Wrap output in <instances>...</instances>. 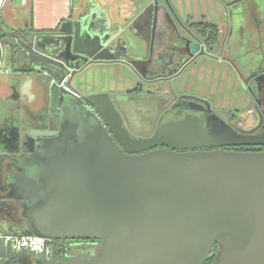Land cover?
Wrapping results in <instances>:
<instances>
[{
  "label": "water",
  "instance_id": "obj_1",
  "mask_svg": "<svg viewBox=\"0 0 264 264\" xmlns=\"http://www.w3.org/2000/svg\"><path fill=\"white\" fill-rule=\"evenodd\" d=\"M160 1L142 0L141 36L127 40L98 7L18 40L23 59L43 74L47 110L38 126L10 128L19 155L4 154L5 137L0 155L8 158L7 196L24 202L27 227L45 243L42 253L0 250V263L204 264L217 246L214 264H264V151L222 148L264 145V135L230 126L208 133L187 115L135 139L114 92L76 94L63 85L102 61H124L137 76L164 66L149 56L152 26L180 19ZM198 48L192 43L190 53ZM67 240H97L101 249L92 258L57 256Z\"/></svg>",
  "mask_w": 264,
  "mask_h": 264
},
{
  "label": "flooded vegetation",
  "instance_id": "obj_2",
  "mask_svg": "<svg viewBox=\"0 0 264 264\" xmlns=\"http://www.w3.org/2000/svg\"><path fill=\"white\" fill-rule=\"evenodd\" d=\"M160 3L164 5L167 4L168 7H179L178 1L176 0H161ZM218 3L220 7H230L231 13L234 14V20L237 19L242 21L246 15L251 14L256 24L260 25L262 22L257 18L258 13L256 9L257 7H264V0H218ZM181 5H186V2L183 1ZM177 16L180 19L178 22H170L168 20H162L161 18L156 20L152 26L153 47L149 51V56L152 61H160V63H164L165 65L162 66V64L159 68H149V70L145 71L143 76L135 75L134 97H131L132 93L114 92L117 100L120 96L125 97L127 104L131 106L134 105L132 106V111L134 115L136 114L135 117L131 115L129 110H125L122 107L133 129V131H128L129 137L135 139L145 138L144 134L150 133L153 125H155V130L159 124L169 121H179L184 119L187 115L191 117H200L208 133L211 132L212 128H223L228 131L230 130L228 126H230L237 134H241V132L247 133V131L255 129L251 134L264 135V67L257 69L252 68L246 71L247 73L244 77L245 92L238 91L237 93V98L240 101L244 104L248 103L245 108L239 109L223 106L225 94H232V91L235 89L233 84V70L237 68V63L233 61L230 56L226 57L224 52L222 53V42L220 41L217 26L218 40L215 44H209L207 32L203 29V24L206 22L183 19L179 15ZM189 31L192 34H189ZM195 42L198 43L199 48L197 52L191 54L190 45ZM251 47L255 50L257 48L256 45H251ZM202 50H204V53H201ZM217 58H222L224 61L227 67L225 73L220 75L208 73L207 76L205 75L204 80L195 81L192 75L193 68L196 65H198V67L204 65L205 62H208L207 60L215 61ZM103 62L105 61L86 65L72 77L64 80V87L76 94L82 93L84 95L109 91L101 88L87 90L77 86V83L80 82L79 79L85 75L89 67L93 65H102ZM165 66L166 68H164ZM183 79L185 81L180 84V80L183 81ZM43 81L45 82L44 78ZM67 81H69V84H67ZM148 84H158L160 88L158 91L149 90L146 88ZM222 86L225 89L227 88V91H225V89L222 92L218 91L219 87ZM47 89L45 82L46 97L43 105L38 111L32 112L29 109H23L22 112L25 117L20 118L17 117V115L21 113V109H7L8 116L0 121V128H8V131H0V146H2V137L8 140V142H6L7 144L3 145L6 149L4 150V154L12 157L21 153L14 151L16 147L11 141L15 135V130L10 128L18 124L21 126L31 125L34 127L39 125V118L43 116L47 110ZM242 93H244V96ZM136 94H138V96H136ZM227 95L226 97L228 98ZM245 95H247L248 98ZM241 97L244 98L242 99ZM137 101L141 105L136 108ZM257 109L262 114L261 121ZM137 111H139L138 114L136 113ZM220 111L224 114V118L218 115ZM155 119L156 123H154ZM222 120L226 125L222 123ZM123 127H126L125 122L123 123ZM159 147L165 148V146H157L154 148ZM222 148L234 151H264V145H236ZM7 161V156L0 155V221L4 224L6 229L10 227L18 230L25 227L28 228L21 214L24 202L7 196L10 192L6 183L8 175L6 170ZM98 245L101 247V243L97 240H67L64 243L63 249L60 243H57L56 254L57 256H60L62 253L74 255L71 253L72 249L83 246V257L92 258L97 256L100 251L96 250L95 252ZM93 250L95 254L90 255ZM13 263L31 264L29 259H25L20 263L12 262L10 264ZM0 264H3V262Z\"/></svg>",
  "mask_w": 264,
  "mask_h": 264
},
{
  "label": "crops",
  "instance_id": "obj_3",
  "mask_svg": "<svg viewBox=\"0 0 264 264\" xmlns=\"http://www.w3.org/2000/svg\"><path fill=\"white\" fill-rule=\"evenodd\" d=\"M176 1H178L179 7L173 8L181 18L215 24L218 27L219 35L226 33L221 50L224 49L230 35L231 40L232 37L237 41L245 38L244 46L248 47L249 45L250 47V44L257 46L260 43L264 47V7L256 9L257 18L262 21L258 25L254 22L251 14L246 15L242 19L243 22L234 20V14L231 13L230 7H220L218 0ZM183 1L186 2V5H181ZM141 3L142 0H25V2L4 0L0 9V43L3 51L2 71H0V121L8 116V108L21 109V113L18 115L15 113L20 118L25 117L23 109H29L32 112L38 111L46 97L43 74L38 73L27 60L23 59L18 40L28 38L31 34L53 32L63 21L72 16L84 14L93 7L103 10L112 21L113 27L117 25L123 27L126 35L123 34L122 38L125 40L130 36L132 38L133 35L141 36L145 18H139L136 15ZM121 42L124 41L121 40ZM231 49L229 48V50ZM118 53L120 54L121 51H118L117 55H119ZM229 55L231 57L232 53L229 52ZM253 55L255 57L252 56L242 65L244 70L252 69V66L255 69L264 67V52L255 51ZM207 61L204 65L199 67L196 65L193 68L192 75L195 81L204 80L208 73L220 75L227 70L222 58ZM88 69L85 75L79 79L80 82L77 83L81 89L101 88L118 93H132L131 97L135 96L133 90L136 73L124 61H105L102 65H93ZM233 71L235 89L232 94H225L222 105L242 109L248 103L244 104L240 101L237 98V93L238 91L245 92L244 77L247 72H241L238 67ZM184 81V79L180 80L179 83ZM224 89L222 86L218 91L222 92ZM242 94L244 96V93ZM245 96L247 97V95ZM118 100L125 110H132L134 105L127 104L125 97L120 96Z\"/></svg>",
  "mask_w": 264,
  "mask_h": 264
},
{
  "label": "rangeland",
  "instance_id": "obj_4",
  "mask_svg": "<svg viewBox=\"0 0 264 264\" xmlns=\"http://www.w3.org/2000/svg\"><path fill=\"white\" fill-rule=\"evenodd\" d=\"M221 37H220V41L221 42H225V38H226V33H223V35H220ZM244 39L245 38H242L240 41H237V39H235L234 37H232V40H231V35H230V37H229V39H227V41H226V43H225V46L223 47L224 49H222L223 51H224V55L226 56V57H229L230 55H229V52H231L232 53V55H231V59L233 60V61H235L236 63H237V67L240 69V71L241 72H246L247 70H244L243 69V66L242 65H244V62L245 61H248L249 60V58H251L252 56L253 57H255L253 54L255 53V51L256 52H259V51H263L264 52V47L262 46V44H258L257 46V49L255 50L254 48L252 49V47H251V44H250V47H249V45H248V47L247 46H244V44H245V41H244ZM222 48V47H221ZM229 48H232L231 50H229ZM221 50V51H222ZM254 59H256V58H254ZM251 68H254L253 66L251 67ZM238 73V72H237ZM238 76H239V74H237ZM146 88H148L149 90H156V91H158L159 90V88H160V86L158 85V84H154V85H150V84H148V85H146ZM136 96H138V94H136ZM139 97H141V96H139ZM138 102V101H137ZM139 105H141L139 102L138 103H136V108L137 107H139ZM141 107V106H140ZM130 112H131V115L133 116V117H135L136 116V114L134 115V112L132 111V110H130ZM138 112L139 111H137L136 113L138 114ZM252 112V111H251ZM253 113V112H252ZM6 230V227L4 226V224L0 221V230ZM82 248V249H81ZM79 249L82 251V252H84V248H83V246H80L79 247ZM101 249V247H100V245H98L97 246V248L95 249V252H96V250H100ZM79 250V251H80ZM78 251V252H79ZM95 252H94V250L91 252V254L90 255H94L95 254ZM84 254V253H83ZM75 255H79V256H81L80 255V253H75Z\"/></svg>",
  "mask_w": 264,
  "mask_h": 264
},
{
  "label": "built area",
  "instance_id": "obj_5",
  "mask_svg": "<svg viewBox=\"0 0 264 264\" xmlns=\"http://www.w3.org/2000/svg\"><path fill=\"white\" fill-rule=\"evenodd\" d=\"M4 0H0V9ZM25 2V0H22ZM2 46L0 43V71H2ZM45 239L41 236L35 235L33 233H23L19 231L0 230V250L5 251L7 248L11 250H31L34 252L42 253L44 251ZM47 255L50 253V248L48 247Z\"/></svg>",
  "mask_w": 264,
  "mask_h": 264
},
{
  "label": "trees",
  "instance_id": "obj_6",
  "mask_svg": "<svg viewBox=\"0 0 264 264\" xmlns=\"http://www.w3.org/2000/svg\"><path fill=\"white\" fill-rule=\"evenodd\" d=\"M203 29L204 31L207 32L208 35V40H209V44H215L216 41L218 40V31H217V27L215 24H211V23H205L203 24ZM8 230L10 231H19V232H23V233H32V231L30 230V228H21V229H14L13 227L8 228ZM218 247L215 246L212 253L210 254V256L208 257V259L205 261L204 264H214L215 263V253L217 251ZM79 248H74L72 249V254L75 255V253H80L81 256H84L83 252L80 250ZM79 251V252H78ZM14 264V263H13Z\"/></svg>",
  "mask_w": 264,
  "mask_h": 264
}]
</instances>
